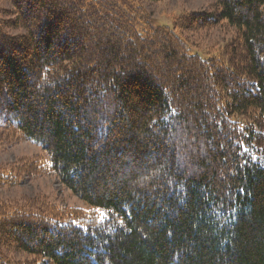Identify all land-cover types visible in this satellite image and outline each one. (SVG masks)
Wrapping results in <instances>:
<instances>
[{
  "label": "trees",
  "instance_id": "1",
  "mask_svg": "<svg viewBox=\"0 0 264 264\" xmlns=\"http://www.w3.org/2000/svg\"><path fill=\"white\" fill-rule=\"evenodd\" d=\"M9 2L0 127L42 154L0 189L52 176L85 207L0 200V264H264V0L172 28L143 0ZM225 26L206 58L180 36Z\"/></svg>",
  "mask_w": 264,
  "mask_h": 264
},
{
  "label": "rangeland",
  "instance_id": "2",
  "mask_svg": "<svg viewBox=\"0 0 264 264\" xmlns=\"http://www.w3.org/2000/svg\"><path fill=\"white\" fill-rule=\"evenodd\" d=\"M215 0H169L160 3H152L143 0V7L152 16L159 26L173 27V17L182 12H208L211 10ZM15 18L14 10L9 0H0V19L10 20ZM12 35L22 34V31L9 30ZM235 35L232 28L216 27L210 31L198 33L181 34L188 41L194 51L206 58L207 54H213L223 49V46ZM3 128L0 127V170L16 164L20 159L42 154V149L30 142L14 143L12 145L5 141ZM38 195L48 197L52 202L70 206L85 207L84 204L74 197L70 191L57 184L55 177H40L25 182V184L12 188L0 189V200L3 202H23L26 199ZM7 261L16 264H24L32 257L21 253L4 252Z\"/></svg>",
  "mask_w": 264,
  "mask_h": 264
}]
</instances>
